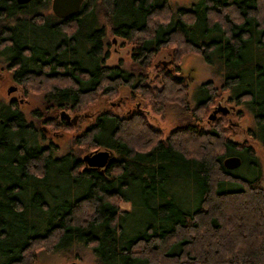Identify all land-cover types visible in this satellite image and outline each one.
Here are the masks:
<instances>
[{
  "label": "trees",
  "instance_id": "obj_1",
  "mask_svg": "<svg viewBox=\"0 0 264 264\" xmlns=\"http://www.w3.org/2000/svg\"><path fill=\"white\" fill-rule=\"evenodd\" d=\"M48 7L0 0V62L12 81L39 87L43 109L28 116L0 98V264H33L36 248L75 247H89L97 264H264L255 151L229 136L233 109L208 119L219 87L199 84L191 104L173 64L194 51L214 65L264 145V0H84L67 17L42 12ZM109 36L131 45L128 65L107 63ZM168 46L172 64H160L155 56ZM121 87L161 114L180 105L181 122L163 136L143 111L123 115L110 105L75 136L79 154L59 153L44 128L75 124L61 111L78 118ZM134 125L140 132L131 136ZM93 147L113 154L103 171L80 156ZM233 154L257 173L226 168Z\"/></svg>",
  "mask_w": 264,
  "mask_h": 264
},
{
  "label": "rangeland",
  "instance_id": "obj_2",
  "mask_svg": "<svg viewBox=\"0 0 264 264\" xmlns=\"http://www.w3.org/2000/svg\"><path fill=\"white\" fill-rule=\"evenodd\" d=\"M173 5H185L188 6L193 0H169ZM50 7V6H49ZM45 8L42 12H48L50 8ZM111 39L110 45V56L107 59L108 64L116 63L121 59L123 64L128 65L130 63V49L131 45L124 43L121 39L117 37H108ZM174 46H168L155 58L160 63L168 61L170 58L168 52L172 50ZM174 50V49H173ZM160 63V64H161ZM175 63V64H174ZM165 64V65H171ZM174 65L180 64L182 66V74L189 76L187 78L188 91H189V101L191 104L195 102V89L196 87L207 81L211 80L214 85L219 87L218 95L216 97L215 105H224L228 110H232V118H230L229 124V136L237 141H246L255 151L258 158V166L261 173V184L264 188V145L257 139L253 138L249 132V128L253 127V119L251 113L248 109L239 103H236L229 99L230 93L228 90H223L221 88V75H217L215 71V66L210 65L205 62L202 56L194 51H187L181 55L177 62L173 61ZM181 73V72H180ZM155 73L152 72L151 75ZM152 86L159 84L157 81L151 83ZM9 85H15L16 89L10 93H7V88ZM0 98L5 101L15 99L19 106L22 108L24 113L29 116V113L34 109H42V92L37 85H20L12 81L9 76V71L4 68V65L0 62ZM92 104L87 109L83 111H78L79 116L76 118L75 124L68 127H63L62 125L49 124L46 126L45 132L50 140L59 147V153L65 152L69 149L78 152V145L75 143V136L80 135L84 127H86L95 116L97 111L103 107H112V109L120 114H128L133 112L143 111L149 120L153 122L156 126L163 129L166 135L168 130L173 127L176 123L181 122L182 117H180V105L168 103L166 106V111L164 114L154 111L151 104L141 96V92L135 91L131 92L126 87L119 88V91L115 95H103L99 96L97 100L91 102ZM216 105V106H217ZM211 106L209 113L213 109ZM43 110V109H42ZM139 110V111H138ZM228 111V113H229ZM70 117L76 116L73 111H66ZM217 115V114H216ZM57 119H61L57 116ZM132 121L135 118H131ZM208 127V125H204ZM140 126H133L130 130L131 136L138 135L140 132ZM81 131V132H80ZM133 134V135H132ZM84 149V147H81ZM99 148L93 147L81 151L82 154L91 153ZM79 154V152H78ZM113 155V154H112ZM253 167V168H251ZM233 170L241 175L248 176L257 173L254 166L249 165L248 162L242 163L239 167L233 168ZM121 206L128 208V202H121ZM34 262L33 264H97L95 257L89 247H75L70 251L65 250H45L43 248H36L34 252Z\"/></svg>",
  "mask_w": 264,
  "mask_h": 264
},
{
  "label": "water",
  "instance_id": "obj_3",
  "mask_svg": "<svg viewBox=\"0 0 264 264\" xmlns=\"http://www.w3.org/2000/svg\"><path fill=\"white\" fill-rule=\"evenodd\" d=\"M19 2H27L28 0H18ZM83 0H52V11L59 17L71 16L78 11ZM16 89L15 85H9L7 93H10ZM218 111H228V108L224 105L215 106L208 114V119H213ZM61 116L69 119V114L65 111H61ZM75 117L72 118V122H75ZM111 151L107 149L95 150L91 153L83 155V160L89 166H104L111 158ZM241 160L238 155H228L223 158L222 163L226 168L232 169L239 166Z\"/></svg>",
  "mask_w": 264,
  "mask_h": 264
},
{
  "label": "flooded vegetation",
  "instance_id": "obj_4",
  "mask_svg": "<svg viewBox=\"0 0 264 264\" xmlns=\"http://www.w3.org/2000/svg\"><path fill=\"white\" fill-rule=\"evenodd\" d=\"M17 2H19L18 0H16ZM30 0H28L27 2H29ZM84 1V0H83ZM83 1H82V3H83ZM51 2H52V0H49V8H50V12L51 13H53L54 15H56L53 11H52V8H51ZM19 3H21V2H19ZM22 3H25V2H22ZM82 3H81V5H82ZM81 5H80V7H81ZM57 16V15H56ZM59 17V16H58ZM67 17V16H66ZM164 64H166L165 62H164ZM168 64V63H167ZM181 66V65H180ZM177 72V71H176ZM181 72V73H180ZM178 73V72H177ZM179 73H180V75L181 76H183V77H185V79L186 80H188L187 78H189V76H185L184 74H182L183 72H182V66H181V69L179 70ZM230 112V111H229ZM77 118V116H73V117H70V115H69V119H67V120H72V118ZM65 118V117H64ZM77 120L75 119V122H76ZM75 122H73V123H75ZM44 128V127H43ZM44 129H46V128H44ZM85 163V162H84ZM85 165L87 166V164L85 163ZM89 166V165H88ZM106 167V165H104V166H92V167H90V168H97V169H99L100 171H103L104 170V168Z\"/></svg>",
  "mask_w": 264,
  "mask_h": 264
}]
</instances>
